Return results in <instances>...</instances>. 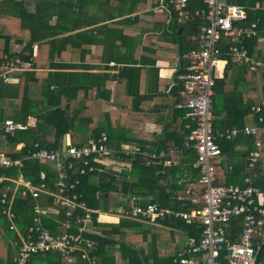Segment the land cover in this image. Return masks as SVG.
Segmentation results:
<instances>
[{
	"label": "built area",
	"instance_id": "1",
	"mask_svg": "<svg viewBox=\"0 0 264 264\" xmlns=\"http://www.w3.org/2000/svg\"><path fill=\"white\" fill-rule=\"evenodd\" d=\"M191 1L157 0L151 10L166 11L179 24L203 23L199 37H193L197 47L185 56L186 71L177 77L180 89L176 108L185 110V118L192 122L188 126L193 129L186 146L196 151L191 168L197 173V177L187 175L188 184L179 199L190 200L193 207L175 210L153 203L142 205L138 197H131L117 213L150 224L168 218L187 224L199 222L200 241L184 247L170 264H256L258 250L264 243V190L254 186L250 176L243 185L218 184V171L223 155L221 140L234 141L241 136L255 140L256 149L248 156L249 168L260 162V148L264 145V97L252 106L255 124L220 131L215 129L218 118L214 97L216 78L223 76L229 59L251 71L264 69V59L251 55L245 46L246 40L259 35L258 23H248L247 9L227 0H203L204 8H192ZM261 6L258 4L257 8L264 10V4ZM224 50L228 57L223 56ZM32 68V59L5 56L0 64V79L9 82L12 74ZM32 125L30 118L26 124L7 120L5 133L14 137L17 131H25ZM168 157L165 151L148 153L137 146L114 147L106 134L82 147L66 142L57 151L34 143L19 158H11L0 150V216L6 223L13 264H29L33 256L49 252L60 254L68 264H98V242L86 234L94 229L93 216L98 214L97 221L102 222L104 214L87 206L77 191L80 181L76 176L100 172L97 165L107 169L113 162H132L138 158L146 165L159 163L171 167L175 162ZM28 161L44 164L49 170H41L34 181L24 174ZM20 200H29L34 205L30 225L23 229L15 211ZM43 215H61L66 231L53 234L44 226ZM260 264H264V257Z\"/></svg>",
	"mask_w": 264,
	"mask_h": 264
},
{
	"label": "trees",
	"instance_id": "2",
	"mask_svg": "<svg viewBox=\"0 0 264 264\" xmlns=\"http://www.w3.org/2000/svg\"><path fill=\"white\" fill-rule=\"evenodd\" d=\"M227 1L247 9L248 23L254 21L258 23L259 35L246 40L245 46L251 55L264 59L259 49L261 42L264 43V10L257 8L258 4L260 6L264 4V0ZM90 2L91 0H0V40L3 41V45L0 46V64L5 56L10 59L20 58L24 61L32 59V69H34L32 72L21 74V82L16 85L5 84L0 79V150L9 157H22L27 147L34 143H39L42 148L49 151L60 150L64 147L65 138L69 133L72 135V144L77 147L84 146L102 134H106L110 144L112 146L113 143L116 144L115 147L130 141L123 134H118L110 124L97 126L91 115L95 104H84L77 110L76 106L79 104H75L74 101H78L79 98L67 97L68 100H62V96L66 97V95L62 92L59 97L58 91H64L63 89L51 92L52 104H30L28 103L29 97L25 95L24 83L26 80L38 79V70H50L48 75L52 76L56 84V81L64 73L63 71L75 67L70 59H64V56L67 52H75V47L71 46L70 49L69 45L77 38L89 40L87 45L91 46L95 39L102 36L111 40L124 37L127 27L139 19L138 15L134 17L132 15L141 8H151L157 3V0H94L95 3L107 4L111 7L104 11L100 8V11L96 13L81 11ZM191 6L192 8H204L203 0H192ZM85 11L87 10L85 9ZM155 18H162V22L169 21L168 24L166 23L167 31L177 36L179 67L175 74V96L178 97L180 88L177 77L186 71L185 56L197 47V42L193 37H199L203 23L194 21L179 24L175 17L166 11L155 13ZM53 20H56L55 26H51ZM79 20L82 22L79 25L80 28H90L93 25L96 28L74 34ZM67 21L72 26L62 31L59 25ZM60 31H62L61 33H70V35L60 38L58 37ZM17 44L24 45L21 51L14 50V46ZM120 46L124 47L123 43L120 42ZM121 50L112 53V49H109L108 61L104 62L108 63L110 59H115L118 64L134 63ZM226 52V50L223 51L224 57H228ZM55 55L59 58L57 61H55ZM120 70L123 73L134 69L121 67ZM64 75L68 76L67 73ZM260 84L264 88V69L251 71L248 67L229 59L223 76L216 78L214 112L215 116L219 118L215 121L216 131L227 127L241 128L255 124L252 106L259 102ZM57 86L60 88V84L57 83ZM21 92L24 94L22 97H20ZM18 98L22 99L19 104H10ZM178 102L179 99L174 104L175 107ZM85 112L88 113L85 114ZM185 114V110H174V116L182 119L181 134L178 133V138L174 140L175 145L182 152L177 166L164 168L158 164L145 165L136 162L133 170L139 174V178L135 181H130L121 174L109 173L105 169L100 173L78 175L76 178L80 181V185L77 187V191L82 194L87 206L92 210L107 212L110 207V200L107 196L118 198L133 195V197L141 199L142 205L153 203L175 210L192 208L190 200L179 199L181 196L178 194L179 191H184L187 186V178H185V182H180L184 170L190 169L192 172L191 166L196 158V151L186 146L193 128L192 126L188 127L192 122L185 118ZM30 117L33 118L34 125L36 123L34 128L17 131L14 137L5 133L7 120L26 124ZM166 143V139L158 141L151 149L154 151L166 150ZM19 145H23L21 149H18ZM220 145L223 162L218 171V184L243 185L245 178L250 176L253 179V185L264 190V145L260 148L261 160L253 169L249 168L248 156L250 151L256 149L255 140L241 136L234 141L221 140ZM140 146L145 150L152 151L148 147ZM239 146L242 148L238 149ZM97 167L103 169L99 165ZM26 168L25 176L34 181L41 170H49L48 166L35 161H28ZM229 168L232 170L228 172ZM196 174L195 172V177H197ZM185 205L187 208L184 207ZM33 206L29 200H20L17 203L15 211L21 229L30 225L34 216ZM93 217L95 220L94 229L90 234H86V237L98 242V264H113L116 246L122 252L125 264L150 263V255L148 256L144 250L137 249L134 246V241L142 236L146 239L148 233L152 235L157 233L154 227L129 220H121L119 224H105L97 221L98 214ZM62 218L61 215L59 217L43 215L42 220L44 226L57 235L66 231L60 221ZM0 219L3 220L1 216ZM163 223L174 230L171 232L175 235H173L174 238L176 236L179 238L178 248L175 249V253L167 264H170L184 247L196 244L202 238V227L199 222L187 224L180 220H167ZM2 237L6 238V231L5 228L0 227V264H13L12 247L9 240L6 248L7 258L2 256ZM187 238L189 239L186 240ZM29 264L68 263L60 254L49 252L33 256Z\"/></svg>",
	"mask_w": 264,
	"mask_h": 264
},
{
	"label": "crops",
	"instance_id": "3",
	"mask_svg": "<svg viewBox=\"0 0 264 264\" xmlns=\"http://www.w3.org/2000/svg\"><path fill=\"white\" fill-rule=\"evenodd\" d=\"M110 7L107 4H98L91 0L90 4L85 5L84 10L81 11L96 13L100 11V8L104 11ZM151 9L152 7L148 9L141 8L132 15V17L138 15L139 19L127 27L124 37L111 40L102 36L95 39L91 46L87 45L89 40L77 38L75 42L69 45L70 49L71 46L75 47V52H67L64 56V59H70V62L75 67L63 71L64 73L56 81V84L52 76L48 75L50 70H38V79L26 80L24 83V87H26L25 95L29 97L28 103L30 104H52L53 100L51 98L53 96L51 92L63 89L64 91H58L60 93L58 94L59 97H61L62 92L66 95V97L62 96V100H68L67 97L79 98L78 101H74L76 102L75 104H79L76 106L77 110L84 104H95L91 115L95 119L97 126L110 124L118 134H123L130 140L121 144L118 148L121 146H137L148 153L165 151L170 156L168 158H173L175 162L173 166H177L182 153L174 143V140L178 138V133L181 134L182 125V119L174 116V110H181L174 106L178 101V97L175 96V74L179 67V48L177 36L166 29V23L168 24L169 21L165 20L162 22V18H155V13ZM78 22V27L74 34L96 28L93 25L90 28L86 27L83 29V27H79L82 22L80 20ZM55 24L56 20L51 21V26H55ZM59 26L63 31V29L66 30L72 25L67 21ZM62 31H60L58 37L63 38L70 35V33H61ZM120 42L123 43L124 47L120 46ZM2 45L3 41L0 40V46ZM23 46L17 44L14 46V50L16 52L21 51ZM259 47L261 56H264V43L261 42ZM109 49H112V53L114 51L120 52L121 50L134 63L118 64L115 59H110L108 63H105L108 61ZM58 59V56L55 55V61ZM121 67H130L134 70L122 73ZM32 71L34 69L25 72ZM23 73L12 74L11 81L3 82L16 85L21 82V74ZM65 73L68 76L64 75ZM53 74H55V71H53ZM50 83L52 84L50 85ZM57 83L60 84V88H58ZM48 85H50L49 88ZM259 86L261 91L260 102L264 97V88H262V84ZM22 96L24 94L21 92L20 97ZM21 101L22 99L18 98L10 104H19ZM87 113L85 112V114ZM254 118L256 123L255 115ZM30 119L32 120L33 118L30 117ZM35 126L36 123L29 129ZM71 137L72 135L69 133L65 141L70 142ZM165 139L167 141L166 150L154 151L151 149L158 141H164ZM115 145L113 143L114 147ZM140 145L148 147L152 151L145 150ZM241 148L242 146L238 147V149ZM122 162L119 164L113 162V165L107 167V169H101L100 172L105 169L109 173L126 176L130 181L137 180L139 174L133 170V166L136 162L145 163L140 158L132 162L127 160ZM155 164L164 167L162 164ZM173 166L164 168H172ZM231 170L228 169V172ZM184 171V179L182 177L181 183L185 182V178H188L187 175H195L193 169L192 172L190 169ZM180 182L179 184H181ZM183 192V190L179 191V196H182ZM131 197L133 195L120 196L118 198L107 196L110 200L109 210L107 212L98 210L106 217L102 218V222L105 224H119L121 220H129L154 227L157 233L153 235L148 233L146 239L142 236L136 239L134 241L135 245H133L137 249L144 250L148 256L150 255L149 264H167L175 253V249L178 248L179 238L178 236L174 238L175 235L171 233L174 230L164 225L163 222L167 220L177 221L179 219L168 218L160 220L157 224H150L140 219L121 217L117 211L120 207L126 205ZM184 207L187 208L186 205ZM113 264H125L122 252L118 246H116L114 251Z\"/></svg>",
	"mask_w": 264,
	"mask_h": 264
},
{
	"label": "rangeland",
	"instance_id": "4",
	"mask_svg": "<svg viewBox=\"0 0 264 264\" xmlns=\"http://www.w3.org/2000/svg\"><path fill=\"white\" fill-rule=\"evenodd\" d=\"M6 226V223L0 219V227L1 228H5ZM7 242H8V239H6L5 237H2V241H1V253H2V256H4L5 258H7Z\"/></svg>",
	"mask_w": 264,
	"mask_h": 264
},
{
	"label": "water",
	"instance_id": "5",
	"mask_svg": "<svg viewBox=\"0 0 264 264\" xmlns=\"http://www.w3.org/2000/svg\"><path fill=\"white\" fill-rule=\"evenodd\" d=\"M263 257H264V243L261 245V247L258 250L256 264H260V262L263 260Z\"/></svg>",
	"mask_w": 264,
	"mask_h": 264
}]
</instances>
